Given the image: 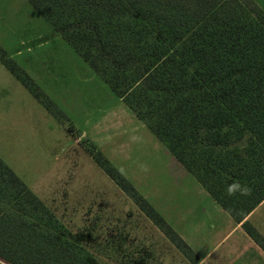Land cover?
<instances>
[{"label":"trees","instance_id":"1","mask_svg":"<svg viewBox=\"0 0 264 264\" xmlns=\"http://www.w3.org/2000/svg\"><path fill=\"white\" fill-rule=\"evenodd\" d=\"M29 2L264 250L247 219L264 200V9L255 0ZM0 59L66 118L1 47ZM93 159L199 263L101 151ZM87 242L0 156V264H105Z\"/></svg>","mask_w":264,"mask_h":264},{"label":"rangeland","instance_id":"2","mask_svg":"<svg viewBox=\"0 0 264 264\" xmlns=\"http://www.w3.org/2000/svg\"><path fill=\"white\" fill-rule=\"evenodd\" d=\"M0 47L66 117L48 111L0 59V156L69 228L84 231L101 261L185 264L96 163L98 150L212 259L232 249L257 252L244 229L29 0H0ZM249 220L264 236V203Z\"/></svg>","mask_w":264,"mask_h":264},{"label":"crops","instance_id":"3","mask_svg":"<svg viewBox=\"0 0 264 264\" xmlns=\"http://www.w3.org/2000/svg\"><path fill=\"white\" fill-rule=\"evenodd\" d=\"M259 6H261L263 8V3L264 2H260V1H264V0H255ZM52 26V25H51ZM55 30V29H54ZM56 31V30H55ZM122 99V98H120ZM124 102V101H123ZM185 168V167H184ZM198 181V180H197ZM199 182V181H198ZM203 187V186H202ZM34 192V191H33ZM208 192V191H207ZM209 193V192H208ZM210 194V193H209ZM142 195V194H141ZM143 196V195H142ZM144 197V196H143ZM145 198V197H144ZM146 199V198H145ZM214 199V198H213ZM147 200V199H146ZM215 200V199H214ZM45 201V200H44ZM148 201V200H147ZM46 202V201H45ZM217 202V201H216ZM47 203V202H46ZM218 203V202H217ZM264 203V200L260 203L262 204ZM49 204V203H47ZM219 204V203H218ZM259 204V205H260ZM50 205V204H49ZM220 205V204H219ZM258 205V206H259ZM51 206V205H50ZM221 206V205H220ZM257 206V207H258ZM222 207V206H221ZM256 207V208H257ZM223 208V207H222ZM256 208L247 216V219L249 220L250 216L252 215V213L256 210ZM155 209V208H154ZM156 210V209H155ZM225 210V209H224ZM139 211H142L139 208ZM157 211V210H156ZM143 212V211H142ZM158 212V211H157ZM144 213V212H143ZM159 213V212H158ZM160 214V213H159ZM144 215L151 220L145 213ZM161 215V214H160ZM162 216V215H161ZM163 217V216H162ZM164 218V217H163ZM234 219V218H233ZM235 220V219H234ZM152 221V220H151ZM250 221V220H249ZM153 222V221H152ZM236 222L237 226H242V222ZM170 225V224H169ZM171 226V225H170ZM172 227V226H171ZM173 228V227H172ZM174 229V228H173ZM244 229V228H243ZM175 230V229H174ZM161 231V230H160ZM176 231V230H175ZM245 231V229H244ZM183 239L184 241L190 246V248L194 251V253L198 256L199 259V263L198 264H264V250L260 247V245H258L250 236V238L254 241L255 243V247L257 249V252H251L250 254L247 255H242L239 254L237 252V250L232 249V250H228V252L226 254H223L220 257L217 258H213V256H210L209 253H205L203 251H200L199 249H197V247H195L194 243L192 241H190V239H188V237H186L185 235H182V233H180V231H176ZM246 232V231H245ZM247 233V232H246ZM248 234V233H247ZM162 235L165 237V239H167L169 241V243H171L175 248V251L179 253V262L183 263L185 262V264H195L192 261H190V259L184 255V253L182 251H180V249H178V247H176V245L162 232ZM129 244L131 245V243L129 242ZM174 259V261H176L175 257H172L171 260Z\"/></svg>","mask_w":264,"mask_h":264}]
</instances>
